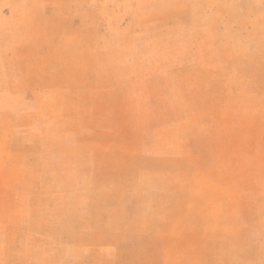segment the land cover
Masks as SVG:
<instances>
[{
  "label": "rangeland",
  "instance_id": "374dc122",
  "mask_svg": "<svg viewBox=\"0 0 264 264\" xmlns=\"http://www.w3.org/2000/svg\"><path fill=\"white\" fill-rule=\"evenodd\" d=\"M0 264H264V0H0Z\"/></svg>",
  "mask_w": 264,
  "mask_h": 264
}]
</instances>
